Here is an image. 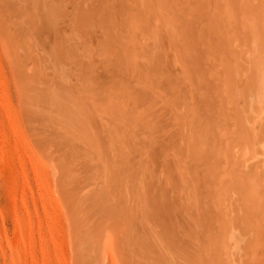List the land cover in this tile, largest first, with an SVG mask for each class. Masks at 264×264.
Listing matches in <instances>:
<instances>
[{"label": "bare ground", "instance_id": "bare-ground-1", "mask_svg": "<svg viewBox=\"0 0 264 264\" xmlns=\"http://www.w3.org/2000/svg\"><path fill=\"white\" fill-rule=\"evenodd\" d=\"M0 57L68 264H264V0H0Z\"/></svg>", "mask_w": 264, "mask_h": 264}, {"label": "rangeland", "instance_id": "rangeland-1", "mask_svg": "<svg viewBox=\"0 0 264 264\" xmlns=\"http://www.w3.org/2000/svg\"><path fill=\"white\" fill-rule=\"evenodd\" d=\"M7 75L0 57V264H68L69 226L56 216L48 179L25 145Z\"/></svg>", "mask_w": 264, "mask_h": 264}]
</instances>
